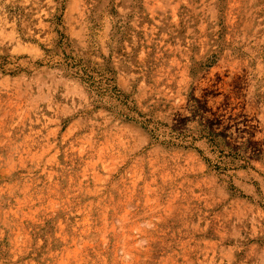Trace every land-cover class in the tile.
<instances>
[{
	"label": "rangeland",
	"instance_id": "rangeland-1",
	"mask_svg": "<svg viewBox=\"0 0 264 264\" xmlns=\"http://www.w3.org/2000/svg\"><path fill=\"white\" fill-rule=\"evenodd\" d=\"M0 264H264V0H0Z\"/></svg>",
	"mask_w": 264,
	"mask_h": 264
},
{
	"label": "trees",
	"instance_id": "trees-1",
	"mask_svg": "<svg viewBox=\"0 0 264 264\" xmlns=\"http://www.w3.org/2000/svg\"><path fill=\"white\" fill-rule=\"evenodd\" d=\"M98 90H99L98 91L99 94L97 93V95H99L101 98L108 97L109 99H113L114 101H118L122 104V96L114 88H111L109 85L104 84Z\"/></svg>",
	"mask_w": 264,
	"mask_h": 264
}]
</instances>
